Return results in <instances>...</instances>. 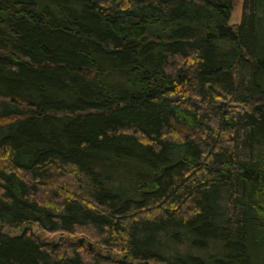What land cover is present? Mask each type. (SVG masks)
I'll return each mask as SVG.
<instances>
[{
    "label": "trees",
    "instance_id": "obj_1",
    "mask_svg": "<svg viewBox=\"0 0 264 264\" xmlns=\"http://www.w3.org/2000/svg\"><path fill=\"white\" fill-rule=\"evenodd\" d=\"M237 1L0 0V264H264V0Z\"/></svg>",
    "mask_w": 264,
    "mask_h": 264
},
{
    "label": "rangeland",
    "instance_id": "obj_2",
    "mask_svg": "<svg viewBox=\"0 0 264 264\" xmlns=\"http://www.w3.org/2000/svg\"><path fill=\"white\" fill-rule=\"evenodd\" d=\"M242 1L243 0H238L236 5H235V8H234V11H233V14H232V18H231L232 22H234V23H237V22H239L241 20V17H242V6H243V2ZM261 45H262V48L264 50V41L262 42ZM223 105H224V108H226L227 104H223ZM33 230L36 231L37 234H40L43 239H49V240H54L55 239V241H58L59 238H60L59 237V238L56 239V237L58 235H60V234H51V233L39 230L36 226L33 227ZM79 237H84V236L80 235ZM74 238L76 239V238H78V236H75ZM61 240H63V238ZM149 264H160V263L151 261Z\"/></svg>",
    "mask_w": 264,
    "mask_h": 264
},
{
    "label": "water",
    "instance_id": "obj_3",
    "mask_svg": "<svg viewBox=\"0 0 264 264\" xmlns=\"http://www.w3.org/2000/svg\"><path fill=\"white\" fill-rule=\"evenodd\" d=\"M0 228L3 229V228H4V225H1ZM62 238H63V236H61V237L59 238V241H60V242L62 241V240H61ZM85 240H86V239H85L84 237H81V238L79 239V241H80L81 243H84ZM87 244H88L89 249H93V243L88 242ZM145 264H148V261H146Z\"/></svg>",
    "mask_w": 264,
    "mask_h": 264
}]
</instances>
